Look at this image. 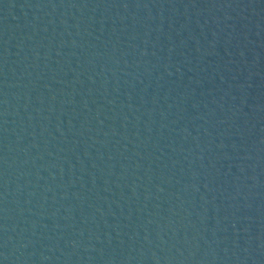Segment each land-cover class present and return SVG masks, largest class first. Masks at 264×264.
Listing matches in <instances>:
<instances>
[{
  "label": "water",
  "instance_id": "1",
  "mask_svg": "<svg viewBox=\"0 0 264 264\" xmlns=\"http://www.w3.org/2000/svg\"><path fill=\"white\" fill-rule=\"evenodd\" d=\"M0 264H264V0H0Z\"/></svg>",
  "mask_w": 264,
  "mask_h": 264
}]
</instances>
